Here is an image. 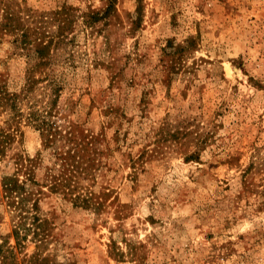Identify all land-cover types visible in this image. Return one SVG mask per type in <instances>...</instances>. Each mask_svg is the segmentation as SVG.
Masks as SVG:
<instances>
[{"label":"rangeland","instance_id":"obj_1","mask_svg":"<svg viewBox=\"0 0 264 264\" xmlns=\"http://www.w3.org/2000/svg\"><path fill=\"white\" fill-rule=\"evenodd\" d=\"M47 111L95 205L44 186ZM19 158L43 237L3 190ZM37 260L264 264V0H0V264Z\"/></svg>","mask_w":264,"mask_h":264},{"label":"trees","instance_id":"obj_2","mask_svg":"<svg viewBox=\"0 0 264 264\" xmlns=\"http://www.w3.org/2000/svg\"><path fill=\"white\" fill-rule=\"evenodd\" d=\"M47 47L46 44L36 45L37 56L43 57ZM35 114L37 112L32 113V115ZM48 116H51L50 111H47V115L36 123V127L43 134L44 149H48L55 157L59 169L56 174L48 175V180L44 186L50 193H57L70 198L74 204L84 207L95 205L94 195L88 185H85L90 174L91 165L89 162L91 159L85 155L87 149L82 143V138L74 134L73 130L62 129L57 121L50 120ZM82 137L85 138V136ZM35 162H37V158L17 159L15 173L4 175L2 185L10 204L18 210L23 218H31L30 223L35 227L34 230L39 228V230L34 231L35 235L43 237L44 220L39 219L38 215L35 214H32L31 217L28 216L31 210L38 208L40 195L45 193L41 186L38 190L33 191L35 186L39 185L34 177ZM35 195L36 197L32 198ZM101 205V203L97 204L98 207ZM24 212L25 215H23ZM24 230H26L24 222H20L14 229L13 236L16 243L19 244L20 236ZM28 231L30 230L25 231L23 237ZM37 264H42L41 260H37Z\"/></svg>","mask_w":264,"mask_h":264}]
</instances>
